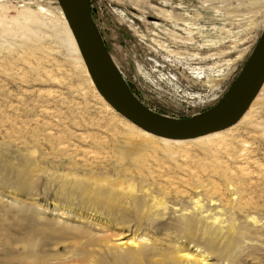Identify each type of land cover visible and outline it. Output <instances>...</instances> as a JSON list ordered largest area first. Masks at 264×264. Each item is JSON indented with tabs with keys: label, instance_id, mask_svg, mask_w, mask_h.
I'll return each mask as SVG.
<instances>
[{
	"label": "rangeland",
	"instance_id": "rangeland-1",
	"mask_svg": "<svg viewBox=\"0 0 264 264\" xmlns=\"http://www.w3.org/2000/svg\"><path fill=\"white\" fill-rule=\"evenodd\" d=\"M89 1L118 75L166 119L216 108L264 35V0ZM61 13L0 0V264H264V92L209 142L165 146L99 98Z\"/></svg>",
	"mask_w": 264,
	"mask_h": 264
},
{
	"label": "water",
	"instance_id": "water-1",
	"mask_svg": "<svg viewBox=\"0 0 264 264\" xmlns=\"http://www.w3.org/2000/svg\"><path fill=\"white\" fill-rule=\"evenodd\" d=\"M99 94L129 122L154 136L174 140L198 138L235 124L264 85V35L244 70L220 104L205 116L164 121L139 109L115 84L116 68L91 18L89 0H58Z\"/></svg>",
	"mask_w": 264,
	"mask_h": 264
},
{
	"label": "bare ground",
	"instance_id": "bare-ground-1",
	"mask_svg": "<svg viewBox=\"0 0 264 264\" xmlns=\"http://www.w3.org/2000/svg\"><path fill=\"white\" fill-rule=\"evenodd\" d=\"M90 5H91V3H90ZM61 10H62V8H61ZM61 14H62V18H63V20L65 22V26H66L65 27V30H66V33H67V40H68L67 41V44L69 45L70 51H71V53H73V55L76 58L77 62H79V64L81 65V69L84 71V73L86 74V76H88L90 78L91 85H93V87L97 91V89L95 87V84L93 83V81L91 79V76H90V74L88 72V69H87V67L85 65V62H84V60H83V58L81 56V53L79 51V48H78V46H77V44L75 42V39L73 37V34H72L71 29L69 27V24H68V22H67V20L65 18V14L63 13V10H62V13ZM91 18H92V10H91ZM92 22H93V20H92ZM115 84L119 88V90L123 93V95H125L129 100H131L142 111L148 113L149 115H151L153 117H156V118L161 119V120H164V121H174L172 119H166L165 117H162V116H159V115H157L155 113H152L151 111H149L148 109H146L144 106H142L141 103H139L137 101V99L135 98V96L131 92L130 88L128 87V85L126 84V82L124 81V79L118 75L117 68H116V72H115ZM263 92H264V85H263L262 89L260 90L259 94L257 95V97L254 99V101L248 107L247 111L241 116V118L237 122L243 121L244 119H246L249 116V114L255 108H257L260 100L262 99ZM97 93H98L99 98L105 103V105L107 106V108L109 110H111V111L114 110L105 101V99L99 94L98 91H97ZM115 112H117V111H115ZM133 125L135 126V128H137V130H140L142 136H144L146 138H153V139L160 140V142L163 143L165 146H171V145H174V146H185L188 143H197V144L206 143V142H209L211 139H214V138L220 136V134L224 131V130L223 131L219 130L217 132H213V133H210V134H207V135L198 137V138H194V139H189V140H174V139H166V138H161V137H158V136H154V135L150 134L149 132H146V131L142 130L141 128L137 127L135 124H133ZM87 180L92 185H94V186H101V185H103L101 182L99 183L100 180L98 178H96V177H90V178H87ZM118 186H122V183H119V184H116L115 186H113L114 187L113 191H115V188L118 187ZM87 191H89V190H87ZM132 243H134V242H132ZM187 260L190 263L193 262L194 264H203L202 263L203 261H201L199 259H196V258H194L192 256H187Z\"/></svg>",
	"mask_w": 264,
	"mask_h": 264
}]
</instances>
